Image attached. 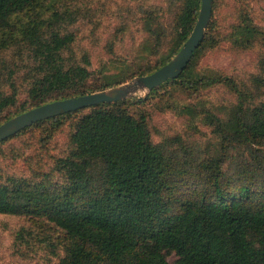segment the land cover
<instances>
[{"label": "trees", "instance_id": "1", "mask_svg": "<svg viewBox=\"0 0 264 264\" xmlns=\"http://www.w3.org/2000/svg\"><path fill=\"white\" fill-rule=\"evenodd\" d=\"M67 1L0 0V115L17 102V67L1 58L10 47L27 54L29 87L20 107L127 79L88 83L89 60L72 53L75 34L67 28L79 11ZM179 2L161 63L186 39L200 6V0ZM144 20L156 21L150 14ZM209 28L195 57L212 45ZM155 34L157 46L168 35ZM234 38L263 48L250 89L260 99L264 29L238 24ZM193 78L189 70L181 76ZM127 106L103 105L79 118L69 154L55 162L56 178L0 180V214L23 217L39 233L54 231L44 239L56 264H264V101H239L223 118L209 115L223 139L203 150L154 142L145 115L136 117Z\"/></svg>", "mask_w": 264, "mask_h": 264}, {"label": "rangeland", "instance_id": "2", "mask_svg": "<svg viewBox=\"0 0 264 264\" xmlns=\"http://www.w3.org/2000/svg\"><path fill=\"white\" fill-rule=\"evenodd\" d=\"M67 3L79 11L77 20L67 26L68 31L75 34L72 53L77 57H89L91 69L106 65L111 73L118 71L124 62L134 68L155 65L159 54L166 50L170 35L159 52L155 47L150 48L149 42L155 38L147 30L144 19L150 14L157 21L152 29H163L170 34L180 5L179 0H68ZM250 19L264 29V0H214L212 45L203 51L193 68V73L202 77L199 84L187 88L170 87L164 94L148 98L141 105L146 111L154 142L203 150L207 145L216 144L217 138L222 141V133L207 123L201 112L191 117L180 107L189 104L200 109L204 105L221 115L237 97L232 81L242 93L247 91L245 95L250 103L264 101V95L257 99L250 90L252 78L260 71L263 48L239 45L234 38L236 25ZM18 47H10L1 54L9 68L17 67L12 78L17 102L7 107L4 115L12 114L27 100L29 84L24 75L27 54L23 47ZM3 90H10L8 84ZM72 131L69 120L56 130H51L46 123L2 143L0 180L10 176L40 178L47 172L56 178L55 161L69 152L68 138ZM39 231L23 217L0 214V264H56L58 257L51 253L44 239L47 232L55 236L54 231ZM18 232L23 238L17 236ZM57 251L62 253L60 249ZM174 258L169 256V260Z\"/></svg>", "mask_w": 264, "mask_h": 264}, {"label": "water", "instance_id": "3", "mask_svg": "<svg viewBox=\"0 0 264 264\" xmlns=\"http://www.w3.org/2000/svg\"><path fill=\"white\" fill-rule=\"evenodd\" d=\"M213 6L214 0H200V6L197 12V16L190 33L181 43L178 49L172 55L166 57L168 58V60L164 63L161 62L163 57L169 54L171 41H168L166 50L159 54L158 58L155 61V65L153 66L144 64L142 66L134 68L132 64L124 62L118 67V71L111 73L106 65H102L98 69H91V62L89 60V57H87L89 60L87 69L91 73L88 83H98L104 81L107 76L112 75H125L127 79L101 89L78 93L66 97H59L35 106L20 107L19 105V107H17V110L9 115H4V111H2L0 115V145L7 140L12 139L13 137L20 135L30 128L44 126L46 123H49L50 129L56 130L63 124L65 120H69L73 128V131L70 133L68 138L70 151V136L75 131V126L79 118L84 114L89 113L92 109L103 105L113 106L118 102H126L130 113H132L136 117H139L141 114L145 115L148 123L146 111L141 107V105L144 104L148 100V98H151L153 96L158 97V94H164L163 92L166 89H170V87L187 88L193 84H199L200 80L202 79V77H198L193 73V68L195 62L203 52L197 57H195V53L202 43L203 39L207 35L210 29L209 27L212 24ZM156 22L157 21L153 20L145 21L147 30L150 31L152 35H154V38L156 36L155 32L164 31L163 29L160 30L159 28L152 29L153 23ZM174 22L175 18L173 20V25L175 24ZM245 22L258 26L257 24L253 23L251 19L250 21ZM245 22L242 21L239 24H243ZM169 35L170 34L168 33L165 38ZM165 38L162 40L160 46H157L155 39L153 42H149L150 48L155 47L157 48V52H159V49L164 44ZM238 44L245 45L241 43L239 39ZM187 70H189V75L191 74V72L194 74V78L189 82H182L181 76ZM260 73L261 70L258 72V74ZM221 77L222 76H219L218 78ZM233 86L237 94L236 100L227 109L221 111V115L211 111L208 108H205L204 105H202L201 108L198 109L197 106L188 104L183 105L182 107H180V109H182V111H184L191 117H195L201 112L205 118V121L211 124L208 119L209 115L214 114L219 116L220 118H223L226 116L229 109L232 106L236 105L239 101H243L245 106L251 104L245 95L247 94V91L246 93H242L241 89L237 88L235 81L233 83ZM142 93L143 95H140ZM249 97H252L251 94L249 95ZM138 99L140 100L139 102H134V100ZM187 107L192 108L193 113L190 110H187ZM53 119H56V121H52ZM68 154L69 152L66 155ZM46 174H49V172H47Z\"/></svg>", "mask_w": 264, "mask_h": 264}]
</instances>
